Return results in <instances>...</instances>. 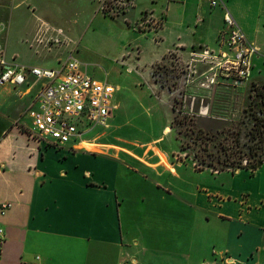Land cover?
Instances as JSON below:
<instances>
[{"label": "crops", "instance_id": "1", "mask_svg": "<svg viewBox=\"0 0 264 264\" xmlns=\"http://www.w3.org/2000/svg\"><path fill=\"white\" fill-rule=\"evenodd\" d=\"M7 1V17L0 21L6 65L58 68L67 60L62 54L72 33L86 23L85 13L95 14L100 0ZM119 1L124 8L116 16L98 14L115 21L120 38L138 33L152 46L148 53L136 42L138 55L122 50L109 73L124 69L141 112L155 109L170 119L163 110L175 109L163 101L166 91L171 96L169 83L158 80L154 69L168 62L172 49L192 71V52L224 50V10L210 0ZM228 1L226 7L258 49L250 77L238 87L264 92V0ZM11 10L30 13L33 22L22 29L33 40L20 41L9 54ZM144 15L151 22L145 30L139 27ZM32 43L40 50H31ZM104 72L97 79L110 82ZM122 83H112L117 88L108 126L63 145L34 133L29 110L37 105L41 81L33 83L30 75L22 85L0 86V205L11 203L0 211V264L32 263L37 256L38 264H264V166L196 169L180 150L154 136L114 137L112 122L126 116Z\"/></svg>", "mask_w": 264, "mask_h": 264}, {"label": "rangeland", "instance_id": "2", "mask_svg": "<svg viewBox=\"0 0 264 264\" xmlns=\"http://www.w3.org/2000/svg\"><path fill=\"white\" fill-rule=\"evenodd\" d=\"M223 1L230 6L228 0ZM7 2L0 0V21L7 17ZM123 8L122 1L100 0L94 15L90 12L84 14L86 23L82 22L78 30L72 33L74 35L69 49L63 48L65 50L62 54L65 60L70 58V55L86 64L96 78H104L106 71L110 82H123L125 85L126 89L122 91L124 99L120 103L126 116H118V119L112 122L115 128L112 131L114 137L154 136L166 146L180 150L179 153L185 155L192 166L196 164V169H200L197 165L207 166V163L211 164L208 166L228 170H238L256 164L264 166V96L261 97L254 89L256 86L244 89L238 87V83L242 82L229 75L231 80L224 77L213 61L203 59L200 49L196 50L198 54L192 52V64H195L196 69L194 71L187 67L189 63L187 64L186 60L182 62L179 59L178 52L174 49L166 54L168 62L158 63L154 69L158 80L169 83L171 96L166 91L163 101L169 104L170 100L175 109L170 111V107H165L163 110L172 117L164 119L163 111L155 112V109L141 112L143 109L139 107L137 94H132L135 87L130 76L125 77L124 69H121L122 73L117 72L118 76L109 73V68L111 61H114V57L122 50L125 52L134 49L133 54L138 55L140 47L135 43L141 42L143 49L149 53L152 42L146 38L140 39L138 33L132 34L134 36L130 34L129 39L120 38L122 34L115 21L98 14V11H101L105 16L114 17ZM145 16H142L143 22L139 25L143 30L151 23ZM29 21L32 23L33 19L28 11H10L7 39L9 54L17 51L15 48L20 41L27 45L25 41L29 43L33 40L32 35L22 29L24 22ZM157 24L154 25L155 28ZM225 30L224 25L223 32ZM4 35L1 32L2 40ZM32 44L31 50H40V44ZM191 51L189 49V52ZM121 63L123 65L125 62ZM127 70L130 71L131 68L128 67ZM24 121L27 127H30L31 120L25 118ZM165 127H168L167 131ZM130 195L136 197V189H132Z\"/></svg>", "mask_w": 264, "mask_h": 264}, {"label": "built area", "instance_id": "3", "mask_svg": "<svg viewBox=\"0 0 264 264\" xmlns=\"http://www.w3.org/2000/svg\"><path fill=\"white\" fill-rule=\"evenodd\" d=\"M210 5H220L226 27L225 49L212 53L204 51L203 59L213 61L221 72L237 79L247 80L252 72V58L257 47L246 37L233 14L223 0H210ZM0 86H19L33 77V83L41 81L35 97L36 107L29 110L34 133L41 139L63 145L83 140V136L96 127H107L115 106L113 96L116 86L88 73L86 65L70 56L62 66L48 68L23 64L6 65L4 50L0 48ZM10 202L0 205L4 214ZM4 231L0 228V247ZM39 257L32 263L38 264Z\"/></svg>", "mask_w": 264, "mask_h": 264}, {"label": "trees", "instance_id": "4", "mask_svg": "<svg viewBox=\"0 0 264 264\" xmlns=\"http://www.w3.org/2000/svg\"><path fill=\"white\" fill-rule=\"evenodd\" d=\"M257 92L260 94V96L261 97H263L264 96V92H263V90H257ZM201 130V129H200ZM262 133V132H261ZM259 136V135H258ZM263 136V135H262ZM262 138H264V137H262ZM208 165L210 164V163H207ZM211 165V164H210ZM223 165H225V163L223 164ZM257 165L258 164H256V165H252V166H249L248 168H252V169H255V168H257ZM220 168H223V167H220ZM247 168V167H246Z\"/></svg>", "mask_w": 264, "mask_h": 264}]
</instances>
